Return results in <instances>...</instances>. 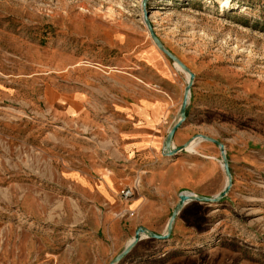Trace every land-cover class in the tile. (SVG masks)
Segmentation results:
<instances>
[{"label": "rangeland", "instance_id": "1", "mask_svg": "<svg viewBox=\"0 0 264 264\" xmlns=\"http://www.w3.org/2000/svg\"><path fill=\"white\" fill-rule=\"evenodd\" d=\"M146 13L194 75L187 134L221 142L232 177L220 202L191 206L177 228L185 239L166 248L183 256L177 264H264V0H0V264H50V255L92 228L74 226L91 202L72 173L103 159L119 120L109 97L163 92L141 74L147 48L173 73L180 107L187 73L157 49ZM72 94L86 102L83 113L71 114ZM194 151L182 152L185 166L196 162ZM214 173L215 181L198 186L187 172L180 193L210 184L223 190L219 149ZM141 181L120 192L122 202L142 198ZM171 240L146 237V249Z\"/></svg>", "mask_w": 264, "mask_h": 264}, {"label": "crops", "instance_id": "2", "mask_svg": "<svg viewBox=\"0 0 264 264\" xmlns=\"http://www.w3.org/2000/svg\"><path fill=\"white\" fill-rule=\"evenodd\" d=\"M139 60L141 74L146 72L145 81H156L163 92L129 91V95L121 94L119 97L115 94L113 98L107 99L115 108L114 113L119 120L113 124L112 132L101 129L104 135L109 132L112 134L103 159L100 165L91 167L84 174L72 173L91 202L89 209L83 213L84 217L73 219L74 226L92 228L72 237L61 252L50 255V264H109L132 240L138 226L148 227L157 234L165 233L166 225H162L176 207L178 195L186 183L187 172L198 186L216 179L214 171L218 147L213 143L195 139L192 149L197 150L193 152L196 162L186 166L182 152L177 153L173 160L162 154L166 135L178 115L179 94L173 73L164 59L147 48ZM84 104L86 102L74 97V94L68 99V108L73 115L83 113ZM192 118L188 104L186 120L175 132L171 148L180 147L193 139L195 134H187L193 126ZM188 151L184 152L189 154ZM135 177L142 180L140 195L143 196L134 197L126 204L119 195ZM215 188L210 184L195 192L196 195L210 197L213 193H219ZM194 204L186 203L178 213L173 223L171 242L163 243L162 249L148 251L146 237H142L117 264L179 263L183 256L166 247L185 239L187 234L177 231V228L186 225V215ZM122 210L128 211L129 216L117 217L116 214ZM150 225H156L157 228H149ZM190 229L193 230L192 227ZM76 245L85 246L86 254L75 250L73 246Z\"/></svg>", "mask_w": 264, "mask_h": 264}, {"label": "water", "instance_id": "3", "mask_svg": "<svg viewBox=\"0 0 264 264\" xmlns=\"http://www.w3.org/2000/svg\"><path fill=\"white\" fill-rule=\"evenodd\" d=\"M144 21H145V24L147 26V30H148V33L151 37V40L153 41V43L155 44L157 49L159 51H161L172 62L177 63V65L182 69V71L186 72L188 75L187 84L184 88L182 102H181V105L179 107V111H178V115H177L178 120L172 125V127L170 128V130L168 131V133L166 135V138H165V141L163 144L164 150L169 155H175L177 153L184 152L186 146H188V144L191 143L192 141H194L195 139H200V140H204V141L213 143L214 145H216L218 147L219 152H220L222 168H223V171H224V174L226 177V184H225L223 190L218 195H216L214 197L192 195V194H189L186 192L180 193L178 195V203L176 204L175 209L172 211V213L169 217L168 223L166 225L165 233L162 235H158V234H155L151 231L145 230L143 228H138L134 233L133 239L128 243V245L124 248V250L120 254H118L109 264H117L118 262H120L131 251V249L138 243V241L141 240V238L143 236L150 238V239H153V240L160 241V242H166L171 237L173 223L176 219V216L178 215V213L181 211V209L183 208V206L186 203H188V202L218 203L227 195V193L230 191L231 186H232V177H231V173L229 170L228 160H227V156H226V152H225V146L221 142H219L218 140L210 138V137L205 136V135H196L192 140H190L188 143L182 145L181 147H179L177 149H171V142H172V139H173L175 132L184 124V122L186 120V111H187V107H188V103H189V99H190V92H191L192 85L194 82V75L192 73H190L188 71V69L177 59V57H175L172 53H170L164 47L162 42L157 38V36L154 32V29L149 22V14L148 13L145 14Z\"/></svg>", "mask_w": 264, "mask_h": 264}, {"label": "bare ground", "instance_id": "4", "mask_svg": "<svg viewBox=\"0 0 264 264\" xmlns=\"http://www.w3.org/2000/svg\"><path fill=\"white\" fill-rule=\"evenodd\" d=\"M221 5H222V8H224V7L227 5V3L221 4ZM220 11H222V10H220ZM173 64H174V66L176 65L178 68H180V67L177 65V63L173 62ZM180 69H181V68H180ZM181 70H182V69H181ZM187 76H188V75H187ZM177 120H178V118L175 119V122H176ZM175 122H174V123H175ZM193 142H194V141H192L191 143L188 144V146H186V148H185L186 151H188L187 149L190 148V147L193 145ZM189 194H192V193H189ZM192 195H195V194H192ZM143 237H145V236H143Z\"/></svg>", "mask_w": 264, "mask_h": 264}, {"label": "built area", "instance_id": "5", "mask_svg": "<svg viewBox=\"0 0 264 264\" xmlns=\"http://www.w3.org/2000/svg\"><path fill=\"white\" fill-rule=\"evenodd\" d=\"M130 195H131V194H130L129 191H127V192L124 193V196H130Z\"/></svg>", "mask_w": 264, "mask_h": 264}]
</instances>
